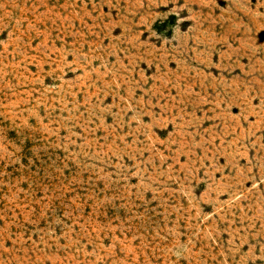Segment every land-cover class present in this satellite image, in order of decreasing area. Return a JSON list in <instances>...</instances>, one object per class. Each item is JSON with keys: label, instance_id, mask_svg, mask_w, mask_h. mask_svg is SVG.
Returning <instances> with one entry per match:
<instances>
[{"label": "rangeland", "instance_id": "obj_1", "mask_svg": "<svg viewBox=\"0 0 264 264\" xmlns=\"http://www.w3.org/2000/svg\"><path fill=\"white\" fill-rule=\"evenodd\" d=\"M0 264H264V0H0Z\"/></svg>", "mask_w": 264, "mask_h": 264}]
</instances>
